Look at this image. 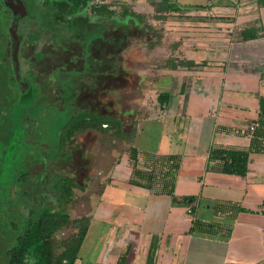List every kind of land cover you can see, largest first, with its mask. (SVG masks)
I'll return each instance as SVG.
<instances>
[{
	"label": "crops",
	"instance_id": "crops-1",
	"mask_svg": "<svg viewBox=\"0 0 264 264\" xmlns=\"http://www.w3.org/2000/svg\"><path fill=\"white\" fill-rule=\"evenodd\" d=\"M171 2L176 11L148 21L153 34L157 26L161 31L146 58L159 59L137 69L147 78L146 92L129 146L140 169L151 156H178L173 194L196 201L177 205L168 195L131 185L132 161L123 153L86 215L74 264H264V153L249 154L244 176L207 163L211 148L249 146L256 94L264 97V0ZM156 43L164 45L162 52ZM177 61L194 65L174 67ZM193 218L223 229L190 234ZM227 227L228 236H221Z\"/></svg>",
	"mask_w": 264,
	"mask_h": 264
},
{
	"label": "rangeland",
	"instance_id": "rangeland-1",
	"mask_svg": "<svg viewBox=\"0 0 264 264\" xmlns=\"http://www.w3.org/2000/svg\"><path fill=\"white\" fill-rule=\"evenodd\" d=\"M37 1L41 3L44 0ZM96 1L110 5L111 9L116 11L128 7L141 14L143 23L147 25L152 20V15L156 13L154 5L149 3L150 0ZM154 1L158 2V0ZM168 1L170 0H166ZM81 13L86 17L89 15L88 10ZM2 17L0 20L5 19L4 16ZM3 21L1 24H4ZM155 29L158 33L153 34L151 30L138 26L133 21H129L125 28L104 26L102 40H92L88 54L91 58L99 56L102 60H108L109 65L115 63L118 69L116 73L119 75H113L110 68L106 69V62H102L98 68L100 70L95 85L84 76L77 77L74 81L69 80L76 76L75 72L70 70H80L83 61L81 40L75 38L64 44L53 43L48 46L42 43L38 47L29 45L23 54L25 57L32 55V59H37L43 55L32 65V69L36 72L35 81L44 86L37 96L32 93L37 100L40 98L39 105L35 109L43 111L41 99L44 98L62 108L61 95L64 94L62 87L54 84L52 90L49 87V81H52L53 76L64 73L63 82L71 81L70 83L73 84L71 89L73 97L70 96L73 110H90L97 114H108L120 119L125 131H131L136 119L143 115L138 103H141L146 92L144 82L147 78L137 76V69L145 70L144 68L151 63H158L159 59L147 60L146 58L153 52L148 43H152V40L156 41L161 31L158 26ZM156 49L162 52L164 45L156 43ZM36 52L43 54H36ZM11 59L14 60L13 57ZM10 60L4 57L0 48V264H7V251L22 232L28 211L33 206L32 203L40 200L38 196L44 200L50 199L52 186L58 177L49 176L48 178L45 177L46 173L72 179L78 184L80 188L74 189L73 199L64 204V211L71 218L86 216L101 186L106 182L109 170L123 153L128 152L130 145L113 136L87 131L74 135L73 144L66 145L61 154L58 151V132L54 128L57 126L52 123L56 120H52L51 123H45L44 120L37 121V126L34 124L35 121L31 124V120H36L38 115L32 114L27 109L32 95L26 98L19 97L17 85L14 84L12 77V75L15 76L14 71L18 64ZM57 65L63 68L60 74L57 71H51ZM18 70L20 71V68ZM27 128L30 129L29 133L26 131ZM33 129L38 133L37 131L35 133ZM50 154L60 155L51 161L48 160L45 164ZM29 186H34L30 196L29 188L31 187ZM70 232L71 230L58 232L57 239L66 238Z\"/></svg>",
	"mask_w": 264,
	"mask_h": 264
},
{
	"label": "trees",
	"instance_id": "trees-1",
	"mask_svg": "<svg viewBox=\"0 0 264 264\" xmlns=\"http://www.w3.org/2000/svg\"><path fill=\"white\" fill-rule=\"evenodd\" d=\"M20 1L24 3L25 8L22 15H17L16 31L19 18H23L24 27L20 28L19 26V32H17L18 36H28V41L37 46L42 43L43 45L53 43L64 44L69 40H75V38L83 42V61L81 62L80 70H70L76 74L75 77L69 79H73V81L77 77L81 78L84 76L90 80L91 84L94 82L95 85L100 70L98 68L102 65V62H106V69L110 68L113 75H117L116 70L118 69L115 63L109 65V63L107 64L108 60H102L99 56V58H91V55L88 54L90 42L95 39L102 40V28L104 26L125 28L128 26L129 21H133L134 24L143 26V28L147 30L152 29L147 24L143 23L141 14L136 13L128 7H123L120 11H116L111 9L110 5L98 3V1L95 2V0H44L41 3H38L37 0ZM171 1L172 0L168 2H166V0H158V2H155L154 0H150L149 3L154 5V11L157 14H162L178 9L174 2ZM84 10H88L89 15L87 17L81 13ZM11 15L13 21L14 16L12 13ZM11 15L7 8L4 7L3 0H0V18H3L2 16L5 17V19H3L4 21L0 20L1 51L3 50V43L8 40L7 26L9 25L8 22ZM156 18L163 19V17L160 16ZM1 21H3L4 24H1ZM119 40L121 41V39ZM11 44L13 47L14 41L12 39ZM148 46L151 48L153 45L152 43H148ZM36 54H38V52H36ZM42 56L43 55L40 57ZM12 62L18 64L17 61L12 60ZM193 65L194 64L190 61H177L174 67H192ZM15 68V76L12 75V77L14 84L16 83L17 85L20 98H26L32 95V93L37 96V94L42 92L44 86L42 83H37L35 81V76L32 73L26 72L21 74L18 70V68H20L19 64ZM58 69L57 73L63 70L61 65L58 66ZM63 74L56 75L59 76L58 78L53 76L52 81H49V87H51L52 90L55 86L54 84H59V86L62 87L64 92V94L61 95L63 99L62 108L55 105V102L53 103L49 99L44 98L41 99L43 102H41L42 107H44L43 111L38 110V108H36V110L35 107L39 105L40 98L37 100V97L32 95V98L28 101L27 109L32 114L38 115L36 116V120H31V124L35 121L34 124L37 126V121L44 120L45 123H51L52 120H56L52 123L57 126V128H54L57 129L58 132V151L60 153L66 145L73 144L74 135L82 134L87 131L113 136L118 140L130 143L134 129L132 128L131 131L128 132L125 131L123 122L120 119L108 114H97L90 110H73L72 104H70V100L73 97V95H71L73 84L70 83L71 81L69 83L63 82ZM22 90L24 92H21ZM256 99L259 113L254 123L255 126L253 131H251L247 149L240 150L221 147L210 149L207 163H215V170L217 172L244 176L247 172L249 154L264 153V97L256 94ZM26 131L29 133L30 129L27 128ZM33 131L36 133L37 130L33 129ZM128 154L132 161L129 179L131 185L143 187L156 194L168 195L177 205L189 206L196 201V197L193 196L177 198L173 194L175 177L179 166L178 156H151L149 163L145 165L143 169H140L137 167V151L129 146ZM59 155L60 154H50L45 164L48 160L51 161ZM64 155L65 152L63 153V156ZM35 176L37 177V175ZM49 176L58 177L52 186L50 199L44 200L41 196H38L40 200L32 203L33 206H31L28 211L22 232L16 237L15 243L7 251V264H74L77 259L79 249L88 230L89 218L87 216L71 218L69 214L64 211V204L72 201L74 189L80 187L72 179L46 173L45 177L49 178ZM33 188L34 186L29 188V196L31 192L34 191ZM221 207H224V209H234L235 213L243 210L238 205H215L217 209ZM191 212H194L193 207L191 208ZM222 229L220 225L205 223L193 218L189 233L211 236L217 234V232H220ZM63 230H71V232L66 238L57 239L58 232ZM229 231L230 229L227 227L226 233L221 236L227 237Z\"/></svg>",
	"mask_w": 264,
	"mask_h": 264
},
{
	"label": "flooded vegetation",
	"instance_id": "flooded-vegetation-1",
	"mask_svg": "<svg viewBox=\"0 0 264 264\" xmlns=\"http://www.w3.org/2000/svg\"><path fill=\"white\" fill-rule=\"evenodd\" d=\"M22 4H23V6H24V3L22 2ZM24 8H25V6H24ZM8 10V9H7ZM8 12L10 13V15H11V11L10 10H8ZM11 22H12V15H11V18L9 19V22H8V24L9 25H11ZM8 25V26H9ZM19 26H20V28H22V27H24V20H23V18H19V21H18V25H17V31H16V34H17V32H19L18 31V28H19ZM7 36H8V40L7 41H5V43H3L4 45H3V50H2V52H3V54H4V57L6 58V57H8L9 58V60L11 59V54H12V51H13V48H14V45H15V42H14V45H13V47H12V44H11V37L7 34ZM17 37H18V40H19V47H18V52H17V59H16V61H17V63L19 64V67H20V73L21 74H23V73H26V71L27 72H29V73H33L34 74V76H35V74H36V72H35V70L34 69H32V65H33V63H35L36 61H38V60H40L41 59V57H39L38 59H36V60H34V59H32V55H30L28 58L27 57H25V55H23L24 53H25V51H26V49L28 48V46L30 45L31 47H33V46H36V47H38L37 45H34V43H32V42H29L28 41V36H26V35H23V36H18L17 35ZM48 46V45H47ZM43 48V46L41 47V49ZM35 53V52H34ZM43 54L42 52H38V54ZM33 54V53H32ZM43 57V56H42ZM11 61V60H10ZM34 61V62H33ZM58 66L59 65H57V66H55L54 68H53V70H51V71H58L59 69H58ZM50 72V71H49ZM21 92H23V90L21 91Z\"/></svg>",
	"mask_w": 264,
	"mask_h": 264
},
{
	"label": "water",
	"instance_id": "water-1",
	"mask_svg": "<svg viewBox=\"0 0 264 264\" xmlns=\"http://www.w3.org/2000/svg\"><path fill=\"white\" fill-rule=\"evenodd\" d=\"M3 5L5 8L10 10L14 16V19L11 25L7 26V33L12 38V40L15 42V45L12 51V57L14 58V60H16L18 47H19V40L16 34V18H17V15H22L24 13V6L20 0H3Z\"/></svg>",
	"mask_w": 264,
	"mask_h": 264
},
{
	"label": "built area",
	"instance_id": "built-area-1",
	"mask_svg": "<svg viewBox=\"0 0 264 264\" xmlns=\"http://www.w3.org/2000/svg\"><path fill=\"white\" fill-rule=\"evenodd\" d=\"M253 128H254V126L251 125V126L249 127V131H250V132L253 131ZM188 211H189V210H188Z\"/></svg>",
	"mask_w": 264,
	"mask_h": 264
}]
</instances>
